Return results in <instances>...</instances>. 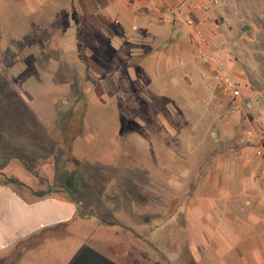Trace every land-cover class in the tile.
I'll use <instances>...</instances> for the list:
<instances>
[{
  "label": "rangeland",
  "instance_id": "1",
  "mask_svg": "<svg viewBox=\"0 0 264 264\" xmlns=\"http://www.w3.org/2000/svg\"><path fill=\"white\" fill-rule=\"evenodd\" d=\"M39 1L0 0V177L76 209L3 264H60L76 249L95 264H195L189 193L230 176L217 163L243 147L245 118L264 104V0H191L207 54L238 83L235 99L222 81L203 80L179 23L121 31L107 24L110 0H61L66 8L51 13Z\"/></svg>",
  "mask_w": 264,
  "mask_h": 264
},
{
  "label": "crops",
  "instance_id": "2",
  "mask_svg": "<svg viewBox=\"0 0 264 264\" xmlns=\"http://www.w3.org/2000/svg\"><path fill=\"white\" fill-rule=\"evenodd\" d=\"M39 2L47 13L58 7L66 8L65 4H60L61 0ZM71 2L79 4V0ZM195 6L191 0H110L107 10L112 17L107 19V24L112 23L124 31V25L130 23L153 32L151 30L165 26L172 30L171 26L179 23L180 28L176 30L184 31L181 27L184 16L191 13L200 16ZM110 39L118 42L124 35H112ZM260 108L264 111V104ZM253 113L252 117L245 118L249 127L245 133L250 132L251 138L243 147L230 149L231 160L217 163V170L224 166L225 170H230V176L217 177L213 191L189 193L191 211L186 214H189L190 225L185 226L184 232L199 235L198 240H191L187 247L195 264H264V125L259 126L253 120V116H259ZM262 121L264 123V116ZM75 209L69 199L54 195L29 198L21 195L13 184L0 181V264L6 258L13 259L19 247L20 250L32 248L29 243L26 246V240L36 230L72 219ZM74 252L75 258L71 257ZM74 252L60 264H76V259L77 264H95L89 260L79 261L77 255L81 257L85 252L82 249ZM100 255L94 253L93 256L107 260V256Z\"/></svg>",
  "mask_w": 264,
  "mask_h": 264
},
{
  "label": "built area",
  "instance_id": "3",
  "mask_svg": "<svg viewBox=\"0 0 264 264\" xmlns=\"http://www.w3.org/2000/svg\"><path fill=\"white\" fill-rule=\"evenodd\" d=\"M182 29L187 31L190 34L191 44L193 46V52L196 58L203 59L205 63V68L201 70L202 78L207 80L209 84V79H214V81L223 82L224 85L227 86L228 92L232 99L237 98L239 94L238 83L236 81H229L228 77L225 75V71L222 69V62L218 54L210 52L208 46V38L205 34L200 30L198 23L194 21L193 18L186 15L182 18ZM233 100L232 102H234ZM237 105H233L235 109ZM246 108H250L249 105H246ZM253 115V114H252ZM259 116H253V120L259 125H264L262 121V117L264 116V111L261 110ZM245 140H249L251 138L250 132H246L243 136ZM244 139L241 138L240 141ZM257 153H259L257 151Z\"/></svg>",
  "mask_w": 264,
  "mask_h": 264
},
{
  "label": "trees",
  "instance_id": "4",
  "mask_svg": "<svg viewBox=\"0 0 264 264\" xmlns=\"http://www.w3.org/2000/svg\"><path fill=\"white\" fill-rule=\"evenodd\" d=\"M73 16V14H72ZM74 18V17H73ZM74 174H75V171L72 170V171H69L67 172V186L68 187H72L73 185V177H74ZM1 182L2 183H10V184H13L14 186H17V187H22L23 184L21 183V181H19L16 177L12 176V175H8V176H4L2 175L1 177ZM41 181V180H39ZM35 197H41L42 195L45 194V191L43 190H36V191H30ZM71 199V197H70ZM53 226V225H51ZM44 228V227H43Z\"/></svg>",
  "mask_w": 264,
  "mask_h": 264
}]
</instances>
